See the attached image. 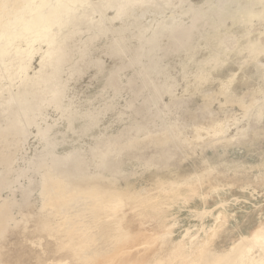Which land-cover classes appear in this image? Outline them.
I'll list each match as a JSON object with an SVG mask.
<instances>
[{
  "label": "rangeland",
  "instance_id": "1",
  "mask_svg": "<svg viewBox=\"0 0 264 264\" xmlns=\"http://www.w3.org/2000/svg\"><path fill=\"white\" fill-rule=\"evenodd\" d=\"M21 1L0 0V133L24 139L19 165L40 157L73 188L124 194L125 227L159 238L116 264H187L188 251L201 264L245 232L238 264H264V0ZM209 168L235 187H201ZM206 206L201 221L191 210ZM194 226L212 228L206 242L182 239ZM5 242L16 256V235Z\"/></svg>",
  "mask_w": 264,
  "mask_h": 264
},
{
  "label": "bare ground",
  "instance_id": "2",
  "mask_svg": "<svg viewBox=\"0 0 264 264\" xmlns=\"http://www.w3.org/2000/svg\"><path fill=\"white\" fill-rule=\"evenodd\" d=\"M21 4L22 1L17 0L14 6L18 7ZM147 12H150V9L146 10L141 17L144 18ZM188 89L189 88H187V90ZM259 119H263L262 113L259 114ZM23 148L24 139L19 132L11 130L0 133V169L4 170L9 177L12 176L16 168H18V156L21 151H23ZM239 152L242 153V149H240ZM209 169L208 174L204 175V181L199 182L201 187H203L206 181L210 184L211 189L216 192L227 186L235 187L236 182L225 179L221 180L220 178L212 176L214 170L211 168ZM259 174L262 175L261 177L264 176V172L262 171L259 172ZM225 182L227 183L224 184ZM246 185L248 186L247 189L251 186L249 183H246ZM38 195L42 202V210L47 213L45 220L50 221L44 225L45 233L47 232L50 237L54 235L56 247L59 252L67 250L76 251L78 249L79 251L82 250L81 254L84 259H92L99 264H116L130 252L133 253L134 250L140 251L146 247H153V245L157 243L156 240L159 238L156 233L150 230L134 233L137 229H135V226H131L132 229L125 227L129 215L126 213L128 203L123 193L109 195L105 193L104 190L94 186L86 189L71 188L67 177L56 172L51 165H43L41 167V181ZM223 205L225 204L222 203L219 206L223 207ZM217 208L218 207H215V209ZM215 209H208L206 206L200 211H191L195 213L198 218L201 217L202 221L204 215L212 213ZM7 211L8 203L0 196V234L5 225L4 216ZM221 213L222 212H219L216 216V221L218 222H220L222 218ZM263 221L264 220H261L258 223L262 224ZM52 222H54V226H52ZM144 223L145 222L141 221L139 224L143 226ZM214 225L216 226V222ZM214 225L212 227H214ZM53 227L55 229H53ZM211 230L212 228L206 226L189 227L185 229L182 239L184 241L188 240L191 242V245H194L195 239L200 238L203 243L206 242V238L203 235ZM213 234L215 236L218 235L216 229ZM248 234L250 233H240V239H235V241H233L231 249L228 247H213L201 264H238V260L242 255L250 261L251 258L249 257L250 254H248V247L252 245V240L249 238ZM75 239H78L76 246L74 245ZM245 249L246 251L244 252ZM150 250L149 248L148 251ZM177 251L180 252L179 249ZM182 252H184V250ZM262 252L264 251L258 248L255 253H252L255 256H261L256 259L263 260L264 263V254ZM192 258L195 262V254H193L192 251H188L186 258L187 264H193V261L190 263ZM55 264L69 263L57 260Z\"/></svg>",
  "mask_w": 264,
  "mask_h": 264
},
{
  "label": "crops",
  "instance_id": "3",
  "mask_svg": "<svg viewBox=\"0 0 264 264\" xmlns=\"http://www.w3.org/2000/svg\"><path fill=\"white\" fill-rule=\"evenodd\" d=\"M3 132H6V130ZM21 159L24 160L22 153H20L18 156V162ZM39 160L40 157L37 160L38 162H28L27 166L25 167H21L20 165H18V168H16L15 172L10 177L4 170L0 169V196L3 198L2 193L5 191V189L9 190L13 194L12 196L3 198L8 203V211L4 216L5 225L0 234V264H23L22 259L27 255L31 260V264H55L57 260H60L62 262L65 261L69 264H87V259L82 258L83 256L81 254V250L79 251L78 249L76 251H62L63 254L59 257L53 256L54 253L60 252L56 247V240L54 238V235L53 237H50L47 232L45 233L44 229L45 223H48L50 221L45 220V218L47 217V213L42 210V202L38 195L41 181V167L43 166V164L40 165ZM47 164L51 165L48 160ZM53 168L55 170L54 166ZM30 171L37 174L38 180L36 181L33 189H23L22 199L17 200L14 196V187L20 182L21 178H28L31 181L32 178L28 177V173ZM67 179L70 187L73 188L69 177ZM31 193H35L37 195L33 200H31ZM30 221H32L34 225L32 227V230L28 231V223ZM52 226H54V222H52ZM53 229L55 228L53 227ZM9 234L16 235V248H14L16 256L14 257L8 255L9 252L13 249H9L8 252L3 251L6 247H8L6 246L7 244L5 241H7V237L9 236ZM44 239H52L53 241H47L46 245L44 246L42 244V240ZM27 241L31 242L33 246L42 247L41 251H38L32 247L26 248L24 246V242ZM77 241L78 239L74 240L75 246ZM77 256L80 258H78Z\"/></svg>",
  "mask_w": 264,
  "mask_h": 264
}]
</instances>
